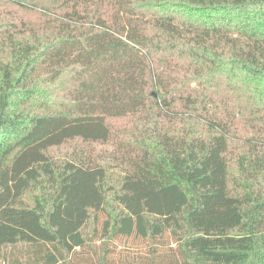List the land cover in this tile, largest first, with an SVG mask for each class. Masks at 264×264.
Instances as JSON below:
<instances>
[{
	"label": "trees",
	"instance_id": "1",
	"mask_svg": "<svg viewBox=\"0 0 264 264\" xmlns=\"http://www.w3.org/2000/svg\"><path fill=\"white\" fill-rule=\"evenodd\" d=\"M0 264H264V0H0Z\"/></svg>",
	"mask_w": 264,
	"mask_h": 264
},
{
	"label": "rangeland",
	"instance_id": "2",
	"mask_svg": "<svg viewBox=\"0 0 264 264\" xmlns=\"http://www.w3.org/2000/svg\"><path fill=\"white\" fill-rule=\"evenodd\" d=\"M111 123L115 127L119 128V127L124 126L126 124V121L124 119H114L111 121ZM91 147L92 146H90L89 144H83L81 142H76V141L68 142L57 149H53L52 153L54 154V159L57 162H60L64 159L71 158L73 155L77 154V152L89 151ZM93 147H95L97 150H102V152L110 151L112 149L111 144L97 143V144H94ZM109 191H110L109 199H111L112 190H109ZM107 208L108 210L110 209L109 204ZM111 210L112 212H115L117 210V206L113 205L111 207ZM103 219H104V215H102V221ZM102 221H101V224H102ZM94 226H95V222L91 220L84 230L87 233H91ZM97 243L99 244V242ZM109 245L113 249V252H112L113 256H118V254L121 252L123 255H125L126 253H132L134 251L144 253L148 249L147 246H145V242L143 240L134 239V238H122V239L117 238V239L112 240Z\"/></svg>",
	"mask_w": 264,
	"mask_h": 264
}]
</instances>
